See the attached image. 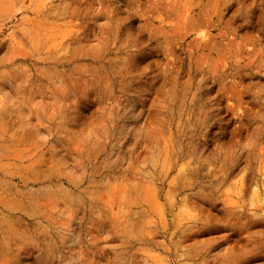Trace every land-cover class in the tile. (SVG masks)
<instances>
[{"label":"rangeland","instance_id":"rangeland-1","mask_svg":"<svg viewBox=\"0 0 264 264\" xmlns=\"http://www.w3.org/2000/svg\"><path fill=\"white\" fill-rule=\"evenodd\" d=\"M262 66L264 0H0V264H264Z\"/></svg>","mask_w":264,"mask_h":264},{"label":"clouds","instance_id":"clouds-1","mask_svg":"<svg viewBox=\"0 0 264 264\" xmlns=\"http://www.w3.org/2000/svg\"><path fill=\"white\" fill-rule=\"evenodd\" d=\"M262 67H264V66H262ZM257 71H260V70L257 69ZM260 74H261L262 76H264V71H261Z\"/></svg>","mask_w":264,"mask_h":264},{"label":"bare ground","instance_id":"bare-ground-1","mask_svg":"<svg viewBox=\"0 0 264 264\" xmlns=\"http://www.w3.org/2000/svg\"><path fill=\"white\" fill-rule=\"evenodd\" d=\"M187 237H189L188 235H187ZM191 237V236H190ZM194 237V236H193ZM188 239V238H187Z\"/></svg>","mask_w":264,"mask_h":264}]
</instances>
